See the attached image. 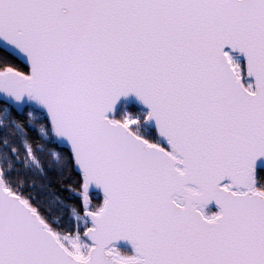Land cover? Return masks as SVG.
Segmentation results:
<instances>
[{
  "label": "snow or ice",
  "instance_id": "6c2138e0",
  "mask_svg": "<svg viewBox=\"0 0 264 264\" xmlns=\"http://www.w3.org/2000/svg\"><path fill=\"white\" fill-rule=\"evenodd\" d=\"M0 264H264V0H0Z\"/></svg>",
  "mask_w": 264,
  "mask_h": 264
}]
</instances>
